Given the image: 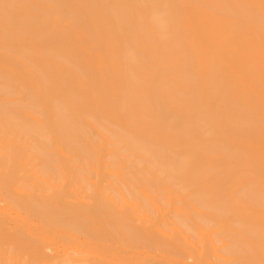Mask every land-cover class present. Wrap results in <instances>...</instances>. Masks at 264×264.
<instances>
[{
  "label": "bare ground",
  "instance_id": "1",
  "mask_svg": "<svg viewBox=\"0 0 264 264\" xmlns=\"http://www.w3.org/2000/svg\"><path fill=\"white\" fill-rule=\"evenodd\" d=\"M0 264H264V0H0Z\"/></svg>",
  "mask_w": 264,
  "mask_h": 264
}]
</instances>
